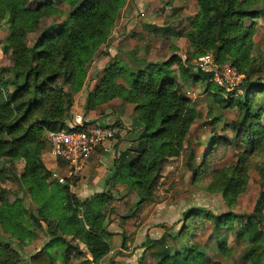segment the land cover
<instances>
[{"label":"trees","instance_id":"16d2710c","mask_svg":"<svg viewBox=\"0 0 264 264\" xmlns=\"http://www.w3.org/2000/svg\"><path fill=\"white\" fill-rule=\"evenodd\" d=\"M21 1L0 0V23L8 24L10 31L3 51L10 53L13 61L12 67L0 68V160L24 162L18 181L26 188L38 217L19 201L10 203L0 199V227L21 248L37 240L38 232L47 235L48 241L36 252L21 255L3 243L0 235V264H21V258H28L27 264H70L74 254H84L72 244L73 240L83 244L90 263L98 264L109 254L110 233L106 230L104 209L112 195L110 188L126 185L139 197L138 205L148 202L163 164L181 155L192 125L203 118L168 70L175 62H179L184 84L207 80L204 91L221 109L236 106L240 111L233 130L237 135L245 133L247 149H251L239 155L237 167L225 177V184L216 171L209 173L217 189L221 182L223 196L232 202L235 200L245 183V166L249 165L251 155L264 149L261 124L264 99L263 103L255 100L257 96L264 98V83L252 81L264 69L251 57L258 19H264V0H197L198 10L189 29L175 33L190 46L183 62L175 54L165 62L151 63L136 58L134 52L129 53L130 63L110 60L95 90L88 95L86 110L114 100L134 105L135 117L128 132L138 134L129 139L134 147L120 152L114 161L108 189L84 201L76 197L69 183L52 187L49 181L52 173L43 162V154L49 150L46 135L63 129L70 119L74 97L83 87L88 65L95 52L107 42L126 0H64L69 2L66 19L44 29L32 46L26 44V35L38 29L41 11L55 3L40 2L35 9H29ZM176 1L192 0H168L167 4ZM143 31L162 34L167 29L145 25ZM206 54L212 55L220 65L233 63L239 73L246 75L240 86L242 95L235 98L227 93L231 97L225 98L221 95L223 89L210 81L211 73L197 67L196 72L187 69L193 60ZM219 122L220 119L216 121ZM113 126L125 129L119 122ZM252 135L258 136L256 141ZM224 140H214L205 159ZM200 167L204 168L205 163ZM190 168L193 177L197 176V168L192 164ZM255 210H264V192L257 199ZM202 222H208L211 228L207 240L209 250L216 249L223 255L229 253L227 242L222 239L223 232L228 231L236 240L246 242L243 259L263 264L264 218L260 213L216 215L200 208H189L183 213L181 228L175 237L165 233L158 240L147 239L144 247L156 260L154 264H220L217 254L209 256L205 246L193 241ZM210 242L214 245H209Z\"/></svg>","mask_w":264,"mask_h":264},{"label":"rangeland","instance_id":"374dc122","mask_svg":"<svg viewBox=\"0 0 264 264\" xmlns=\"http://www.w3.org/2000/svg\"><path fill=\"white\" fill-rule=\"evenodd\" d=\"M49 1H53L55 4L41 11L38 29L26 35L25 41L28 46H32L35 43L36 38L44 29L52 24H60L66 19L69 13V2L64 0L61 2L59 0L21 1L26 8L29 9H35L40 2L47 3ZM167 2L168 0H126L107 42L101 45L95 52L92 62L88 65L86 78L81 91L74 97V106L78 108L82 106L83 109L79 114L71 110L70 119L67 121L64 128L70 126L73 115L74 118L76 115L85 118L87 114L85 108L88 95L95 90L104 68L112 58L122 60L123 63L127 64L131 61L129 53L134 52L136 58H143L145 60L150 59L151 63L165 62L175 54L178 55L182 62L185 60V56L190 52L189 43L183 38H178L175 33L177 31H186L189 29L190 22L195 17L198 10L197 0H192L189 3L176 1L172 4H167ZM258 20L259 22L256 27L257 32L253 37L255 47L251 53V57L254 59L255 63H261L263 66L262 69H264V19L259 18ZM145 25L162 27L167 29V31L162 34H152L151 38H148L149 41L147 40L148 42L144 43L149 36L148 34H151L143 31V26ZM9 33V25L0 23V68L13 66L10 53L5 54L3 51ZM131 41L134 43L143 42L144 44L141 46L136 44V47L134 46L132 48ZM120 46H122V49H127L126 51L128 52L122 53L119 51L118 48ZM129 48L132 49L128 50ZM176 50L178 51L177 53L175 52ZM110 52H112L113 56H110ZM108 55L110 58L107 57ZM196 60H193L192 66H188L187 69L196 72ZM216 65L220 68L216 75L211 73L210 81L213 82L216 87L223 89L221 95L225 98L231 97L228 96L227 93L232 94V97L235 98L242 95L243 91L240 89V86L243 85L246 75L239 73L231 62L223 65L216 63ZM227 67L230 68L229 71L226 70ZM168 70L177 79L182 88V92L191 99L192 107L199 111L203 115V118L196 120L192 125L181 155L177 158L169 159L163 164L161 176L152 194V198L148 202H145L150 209H148V214L142 218L143 221L141 222L143 223L151 218V223L147 225V228H151L150 226L152 223L158 226L156 228H160L159 226H164V223L169 220L168 217H171L170 221H173V231L170 230L168 234L175 237L181 228L179 223L183 217V213L189 208H200L216 215L225 212H233L237 215H258V213H260V216L264 218V210H255L257 199L260 194L264 192V149L255 151L251 155L249 165L245 166L246 175L245 183H243L244 187L242 185L243 190L241 187L239 190L240 192L233 202L227 200V198L223 196L224 189L220 186L221 182L223 184L226 183V181H224L226 176L234 173L233 171L237 167L239 155L251 149H247L245 133L242 132L237 135L233 130L234 124L240 118V111L236 106L221 109L215 99L204 91V83L207 82V80H202L199 83L192 82L188 85L184 84L179 72V62H175ZM203 72L210 73L207 71ZM233 72L237 76L242 77L240 82L235 78ZM7 78H9V75ZM252 81L255 83H264V72L254 75ZM263 99L264 98L257 96L255 100L258 103H263ZM107 104L101 105L97 112L101 113L103 107ZM123 104L122 108L125 110V113L120 116V121L127 122V125H125L124 130H121V138L124 139L131 136L130 138L133 139L138 133L132 135L131 133L129 134L128 131L131 130V121H133L135 117V107L134 105ZM110 112H112V110H110ZM101 115H104V113H101ZM219 119L220 122L216 123ZM261 124L264 127V115L261 118ZM109 125L113 126L114 124ZM129 125L130 127H127ZM251 137L254 141L258 138L257 135H252ZM220 138H224L225 140L217 144L216 149L210 154L209 159H205L206 155L211 151L212 142L214 140L218 141ZM130 147H134L131 142L128 148ZM49 157L50 153L49 150H47L43 154V162L47 161ZM203 163H205V167L201 168L200 166ZM191 164L197 168V176L193 177V172L190 168ZM23 169V161L0 160V199H4L10 203L19 201L23 207H26L29 211L33 212L34 216L38 217L36 207L27 194L26 188L18 181ZM50 171L51 173L56 172L61 176H65L63 167L54 168ZM212 171H216L221 176L219 190L214 186L215 181L212 174H209ZM81 177L82 174L77 180L74 181L72 179V182L71 180L68 181L71 185V190ZM49 181L52 180L50 179ZM52 183V187L56 188V186H58L56 182L52 181ZM110 189H113L111 190L112 195L109 197L106 209H104L107 215L105 222L106 230L110 233L109 241L113 236L118 235L115 229L110 226L111 218L114 216L120 220H127L128 216H133L128 215V208H130V206L135 208V205H138L137 203L139 201L137 194L130 191L126 185L116 184ZM156 206L157 208H155ZM112 209L114 211L113 213H111ZM151 209L156 211L152 213L150 212L152 211ZM236 226H238V223H236ZM134 227H139L138 220H136ZM195 233L196 235L193 241L201 246H205L209 256H215L214 254H217L220 264H252L243 259V253L247 248L246 242L236 240L234 234L228 231L223 232L222 239H224V242H227V246L230 249L229 253L227 252V254L223 255L219 254L216 249H208L207 240L211 233L208 222L204 224L202 222V228H198ZM0 235L3 239V243L9 244L21 253V255L36 252L40 249H38V246L45 245L48 241L47 235L38 232L39 237L37 240L21 248L16 241L13 242L10 240L9 236L2 232L1 227ZM67 238L71 239V237ZM147 239L149 238L147 237L145 242ZM73 241L72 244L78 246L84 254L81 253L76 256L74 254L70 264H93L90 263L91 260H88L90 257L88 254H85L86 249L83 244L77 240ZM125 244L126 242L123 243V245ZM209 245H214V242H210ZM27 260L28 258H21V264H27ZM155 262L156 260L152 259L149 253H147L137 264H154Z\"/></svg>","mask_w":264,"mask_h":264},{"label":"crops","instance_id":"0c3cea01","mask_svg":"<svg viewBox=\"0 0 264 264\" xmlns=\"http://www.w3.org/2000/svg\"><path fill=\"white\" fill-rule=\"evenodd\" d=\"M148 35L149 36L146 38L144 43L148 42V38H151L152 36V34ZM144 43H134L131 41V46L133 48L134 46L136 47V44L141 46ZM132 48H129L128 50ZM118 50L122 53L128 52L126 51L127 49H122V46H120ZM110 56H113L112 52H110ZM107 57H109V55ZM146 61L150 62L151 60L147 59ZM123 105L124 104L121 100H114L110 102V104L103 107V111L101 113H104V115L97 112L99 107L90 111H87L85 108L87 114L85 112L86 115L84 119L100 125H109L119 122L122 124V127L125 128L127 122L120 121V116L125 113V110L122 108ZM82 109V106L81 108L73 106L72 112L75 111L79 114ZM110 110H112V112H110ZM72 117L74 118V115ZM130 125L127 127H130ZM130 137L131 136L122 139L120 135L116 140L99 147L94 154L85 160L82 177L71 190L78 199L81 201L88 200L89 198L91 199L95 195L108 189V180L112 178L114 174V161L118 158L117 155L119 156L120 152L128 148L130 145ZM44 164L48 170L58 167L56 160L51 154ZM155 208H157V206ZM148 209H150V207L147 206V203L139 206L135 205V208L130 206V208H128V215L133 216H128L127 220H120L114 216L111 218L110 226L115 229V232L118 235L113 236V238L109 241L111 251L99 262V264H137V262L148 253L144 247V242L147 237L151 240H158L165 233H168L170 230L173 231V221H170L171 217H168L169 220L164 223V226L156 228L158 226H156L155 223H152L150 226L151 228L148 229L147 225L151 223V218L147 219L143 223L141 222L143 221L142 218L148 214ZM154 211L156 210H152L150 212L153 213ZM136 220L139 221V227L137 228L134 227ZM124 242H126L125 245H123ZM41 246H38V249ZM88 260H91V258Z\"/></svg>","mask_w":264,"mask_h":264},{"label":"built area","instance_id":"2783aa9c","mask_svg":"<svg viewBox=\"0 0 264 264\" xmlns=\"http://www.w3.org/2000/svg\"><path fill=\"white\" fill-rule=\"evenodd\" d=\"M196 67L216 75L220 67L210 54L200 56L196 60ZM230 70L229 67L226 68ZM233 75L240 82L242 77ZM121 127L100 125L89 122L81 116H75L67 128L50 131L46 135L49 153L57 162V168L63 167L65 176L52 172L50 179L59 185H64L72 179L81 176L85 160L106 143L116 140L121 135Z\"/></svg>","mask_w":264,"mask_h":264}]
</instances>
